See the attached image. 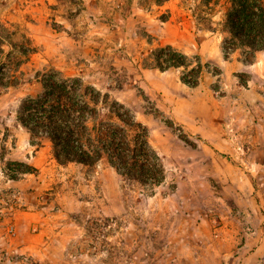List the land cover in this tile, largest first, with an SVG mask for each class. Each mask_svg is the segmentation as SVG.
Segmentation results:
<instances>
[{
	"label": "rangeland",
	"instance_id": "obj_1",
	"mask_svg": "<svg viewBox=\"0 0 264 264\" xmlns=\"http://www.w3.org/2000/svg\"><path fill=\"white\" fill-rule=\"evenodd\" d=\"M199 1L0 0L2 70H17L0 77V264H264V50L225 55L224 11ZM169 46L189 65L160 67ZM56 77L97 100L99 125L148 129L158 184L150 166L56 158L25 105Z\"/></svg>",
	"mask_w": 264,
	"mask_h": 264
},
{
	"label": "trees",
	"instance_id": "obj_2",
	"mask_svg": "<svg viewBox=\"0 0 264 264\" xmlns=\"http://www.w3.org/2000/svg\"><path fill=\"white\" fill-rule=\"evenodd\" d=\"M200 1L206 5L207 14H210V11L214 10L216 6H221L224 11L225 24L223 25L225 31L229 33V37L224 40L222 45L225 55L242 46L249 47L252 51L264 50V0ZM197 8L194 9L193 15L198 22L208 19L200 12L199 4ZM211 25H207L206 28L214 30ZM227 44H231L232 48H227ZM163 50L169 51L171 55L166 56L164 60L157 56L160 67H165L164 63H167V66L189 65L185 58L180 60L175 57L179 54L173 47L169 46ZM4 54L0 38V64ZM2 66L1 64L0 77H8L10 85L14 86L17 76L13 72L17 71L16 68H11L8 73H4ZM202 70V61L197 58V67L191 70L192 73L184 72L182 80L191 86H197ZM44 83L46 92L35 101L32 100L34 102L31 105L29 103H25V105L26 108L36 105L35 108L44 110L43 120H40L39 123L43 127L44 133L51 138L58 160L89 164L107 156L109 162L117 167L120 173L138 177L141 171L143 172L147 166H150V172L153 174L150 180L154 184L161 181L163 164L149 144V133L146 127L137 120L130 122L121 120L122 124L135 131L131 140L129 129L125 128L126 126H111L109 123L99 125L95 109L92 108L90 102L91 99L96 104L97 100L90 97L89 92L82 85L79 90L77 88L73 90L66 81H61L57 77L55 80L45 78ZM0 85H5L2 79H0ZM76 85L78 86V84H74V86ZM90 118L93 120H89ZM119 118L122 119L120 115ZM90 121L93 123L92 126L89 124ZM23 122L27 125V121ZM131 142L135 145L133 148L130 146Z\"/></svg>",
	"mask_w": 264,
	"mask_h": 264
},
{
	"label": "crops",
	"instance_id": "obj_3",
	"mask_svg": "<svg viewBox=\"0 0 264 264\" xmlns=\"http://www.w3.org/2000/svg\"><path fill=\"white\" fill-rule=\"evenodd\" d=\"M219 58V56H217Z\"/></svg>",
	"mask_w": 264,
	"mask_h": 264
}]
</instances>
